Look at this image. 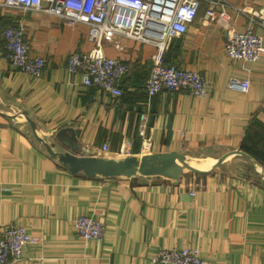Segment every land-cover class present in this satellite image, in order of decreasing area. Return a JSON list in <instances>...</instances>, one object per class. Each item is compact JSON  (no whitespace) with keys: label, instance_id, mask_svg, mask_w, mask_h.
Listing matches in <instances>:
<instances>
[{"label":"crops","instance_id":"crops-1","mask_svg":"<svg viewBox=\"0 0 264 264\" xmlns=\"http://www.w3.org/2000/svg\"><path fill=\"white\" fill-rule=\"evenodd\" d=\"M230 2L239 9H231L230 22L261 37L263 56L228 57L223 25L205 18L207 4L200 2L186 31L170 39L163 59L201 72L208 93L200 97L179 89L154 95L145 148L138 114L148 99L144 81L155 47L123 36L103 42L107 56L129 67L122 94L115 97L66 69L69 53L93 45L84 23L0 0V226L23 225L36 238L13 264H150L158 248L183 247L198 248L206 264H264L261 164L240 148L244 139L264 147V28L252 16L264 15V0ZM17 23L31 54L46 58L41 76L15 69L5 56L2 28ZM232 77L248 79V91L230 88ZM22 111L54 149L74 144L79 154L100 155L107 142L102 156L115 158L175 150L190 167H183L178 182L162 175L74 174L50 157ZM63 128L74 133H61ZM78 214L103 221L102 242L78 235L73 223Z\"/></svg>","mask_w":264,"mask_h":264},{"label":"built area","instance_id":"built-area-1","mask_svg":"<svg viewBox=\"0 0 264 264\" xmlns=\"http://www.w3.org/2000/svg\"><path fill=\"white\" fill-rule=\"evenodd\" d=\"M11 7L42 11L67 20L69 23H84L88 28V40L93 44L87 51L75 50L66 57V69L70 75L79 74L86 86L100 88L115 97L122 94L121 82L129 67L116 57L107 56L104 41H115L123 36L153 45L156 51L151 56V66L144 81L147 101L138 117V133L142 145H148V116L150 99L162 90L186 89L195 96L208 93L205 76L193 69H184L163 59L171 38L182 35L197 14L200 2H206L204 16L219 22L225 32L224 51L233 59L255 61L263 56V43L251 27L236 30L230 22L231 9L239 10L230 0H4ZM259 19L264 28V15ZM253 20V19H252ZM5 56L17 70L30 76H41L46 58L33 55L24 37V27L9 24L2 28ZM116 47L120 45L116 42ZM228 86L241 92L248 91V79L230 78ZM108 143H103L100 155L105 154ZM79 236L85 240L102 242L105 235L101 219L93 215L78 214L73 218ZM36 238L23 225L0 226V264H13L22 256L23 248L34 243ZM150 264H206L198 248H158L150 255Z\"/></svg>","mask_w":264,"mask_h":264},{"label":"water","instance_id":"water-1","mask_svg":"<svg viewBox=\"0 0 264 264\" xmlns=\"http://www.w3.org/2000/svg\"><path fill=\"white\" fill-rule=\"evenodd\" d=\"M0 113H3L0 108ZM32 126L35 138L41 143L50 157L57 159L61 164L65 165L71 173L83 174L86 177H115V176H132L135 174L141 175H162L173 182H178L183 167H190L185 159V155L178 151L153 152L145 154L140 158L139 163H136L138 156L126 155L121 158L108 157L95 154H79L75 145H70V149H54L55 143H49L45 139L36 134V126L34 121L29 117L26 111L20 112ZM66 130L74 133L70 128L61 129V133ZM58 137V136H57ZM75 139V137L73 138ZM66 143L61 140L60 143ZM68 144V143H66ZM62 145V144H60ZM236 152L248 156L242 150ZM249 157V156H248ZM223 158V157H221ZM221 161V159H219ZM220 161H218L220 163ZM257 168V164H254ZM260 183L264 187V165H259L258 170Z\"/></svg>","mask_w":264,"mask_h":264},{"label":"trees","instance_id":"trees-1","mask_svg":"<svg viewBox=\"0 0 264 264\" xmlns=\"http://www.w3.org/2000/svg\"><path fill=\"white\" fill-rule=\"evenodd\" d=\"M140 111H142V107ZM240 148H242L245 152H248L251 156L256 158L259 161V164L264 165V147H259L257 144H251L248 140L244 139L242 141V144L240 145Z\"/></svg>","mask_w":264,"mask_h":264},{"label":"bare ground","instance_id":"bare-ground-1","mask_svg":"<svg viewBox=\"0 0 264 264\" xmlns=\"http://www.w3.org/2000/svg\"><path fill=\"white\" fill-rule=\"evenodd\" d=\"M139 161H140V158H137V161H136V163H139ZM205 165V164H204Z\"/></svg>","mask_w":264,"mask_h":264}]
</instances>
